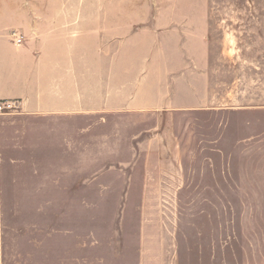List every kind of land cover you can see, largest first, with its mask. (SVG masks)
<instances>
[{"label":"crops","instance_id":"0c3cea01","mask_svg":"<svg viewBox=\"0 0 264 264\" xmlns=\"http://www.w3.org/2000/svg\"><path fill=\"white\" fill-rule=\"evenodd\" d=\"M174 16L168 25L139 26L125 15H40L42 24L22 45L0 39V101L20 106L0 115V264L7 167H44L30 172L78 175L71 180L81 182L84 174L99 173L103 150L125 183L123 196L144 198L146 206L149 199L220 188L225 123L218 143L205 145L219 161L197 160L211 170L194 173L214 175L203 186L191 185L184 147L177 138L166 141L163 126L127 134L120 120L110 124L111 118L180 117L196 109L221 117L228 101L264 108V19L240 27L250 30V39L227 37V27L216 45L212 15ZM100 126L110 132L100 134ZM145 235L142 229L143 244Z\"/></svg>","mask_w":264,"mask_h":264},{"label":"rangeland","instance_id":"374dc122","mask_svg":"<svg viewBox=\"0 0 264 264\" xmlns=\"http://www.w3.org/2000/svg\"><path fill=\"white\" fill-rule=\"evenodd\" d=\"M71 13L125 15L139 26L210 14L218 45L227 27V37L250 39V30L240 27L252 24V17L264 19L258 18L264 16V0H0V39L15 43L16 34L25 43L28 31L42 24L37 16ZM227 109L221 117L196 109L180 117L110 119L111 125H126L127 134L163 126L166 141L177 138L183 145L193 186L214 178L194 173L211 170L197 160L220 159L216 192L195 188L183 197L149 199L146 206L144 198L123 196L125 183L103 150L99 173L84 174L81 182L71 180L78 175L30 172L44 167H7L4 264H264V108L228 101ZM223 123L225 175L222 156L205 149L218 143ZM102 132L110 130L100 126Z\"/></svg>","mask_w":264,"mask_h":264},{"label":"built area","instance_id":"2783aa9c","mask_svg":"<svg viewBox=\"0 0 264 264\" xmlns=\"http://www.w3.org/2000/svg\"><path fill=\"white\" fill-rule=\"evenodd\" d=\"M14 41L16 45H22L25 41V37L22 35H14ZM19 103L17 101L3 100L0 101V115L15 112L19 109Z\"/></svg>","mask_w":264,"mask_h":264}]
</instances>
